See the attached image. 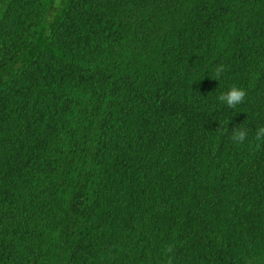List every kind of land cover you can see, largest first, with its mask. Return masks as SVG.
I'll return each instance as SVG.
<instances>
[{"label": "trees", "instance_id": "trees-1", "mask_svg": "<svg viewBox=\"0 0 264 264\" xmlns=\"http://www.w3.org/2000/svg\"><path fill=\"white\" fill-rule=\"evenodd\" d=\"M260 127L264 0H0V264H264Z\"/></svg>", "mask_w": 264, "mask_h": 264}, {"label": "clouds", "instance_id": "clouds-1", "mask_svg": "<svg viewBox=\"0 0 264 264\" xmlns=\"http://www.w3.org/2000/svg\"><path fill=\"white\" fill-rule=\"evenodd\" d=\"M221 74V70L218 69L216 76L219 78ZM246 93L244 89L239 88L237 86H232L228 89L227 92L222 93L221 95L218 96L219 102L227 105L229 108H235L237 105H239L243 98L245 97ZM248 136V131L240 128L239 126L235 127L232 130L230 139L237 143H243ZM255 138L256 140H264V127H260L256 130L255 132Z\"/></svg>", "mask_w": 264, "mask_h": 264}]
</instances>
